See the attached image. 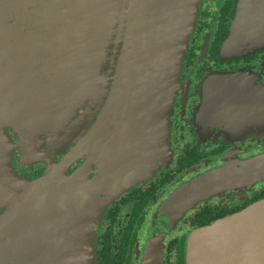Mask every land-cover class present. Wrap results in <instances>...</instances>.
Wrapping results in <instances>:
<instances>
[{"label":"water","instance_id":"1","mask_svg":"<svg viewBox=\"0 0 264 264\" xmlns=\"http://www.w3.org/2000/svg\"><path fill=\"white\" fill-rule=\"evenodd\" d=\"M202 1L0 0V264H19L21 257H31L37 240L46 244L51 238L37 236L31 216L44 222L54 216L50 220L60 225L68 214L74 216L71 222L80 214L87 234L92 230L98 205L88 186L94 183L84 182L88 167L70 178L63 171L88 145L77 132L102 103L103 116L88 134L93 142L100 131L128 118L132 126L144 127L156 146L150 154L157 152L163 163L169 159L170 113ZM231 29L242 47L246 32L248 43L263 44L264 0H240ZM119 108L122 116L116 118ZM8 127L19 134L17 145ZM62 134L65 138L57 137ZM42 135L58 148L70 140L75 144L59 165L42 155L50 165L44 177H20L13 166L15 149L38 156ZM227 173L226 167L220 175ZM210 183L206 177L190 190L203 196ZM190 198L182 195L184 207ZM70 239L71 248L91 245L88 235L85 244L79 236ZM189 248L190 264H264V199L198 230Z\"/></svg>","mask_w":264,"mask_h":264},{"label":"flooded vegetation","instance_id":"2","mask_svg":"<svg viewBox=\"0 0 264 264\" xmlns=\"http://www.w3.org/2000/svg\"><path fill=\"white\" fill-rule=\"evenodd\" d=\"M239 3L203 0L200 4L170 113L169 159L163 163L157 152L151 155L156 146L144 127L132 126L128 118L100 131L93 142L88 134L103 116L102 103L93 119L84 116L77 134L86 136L88 145L63 171L70 178L88 167L84 182L94 183L88 186L98 205L92 230L87 234L80 214L75 222L68 214L60 225L50 220L54 216H47L48 222L31 216L37 236L48 233L51 238L46 244L37 240L31 257H21L19 264H190L189 245L195 232L264 199V43H248L247 32L243 47L233 38ZM120 110L116 118L122 116ZM79 114L85 115L84 110ZM8 133L17 145L19 134L11 127ZM40 138L38 156L27 157L24 148L15 149L13 166L20 177L33 181L44 177L50 165L42 155L48 154L53 166L59 165L75 144L70 140L58 148L47 137ZM226 167L230 174L222 178L220 172ZM206 177H211L210 191L200 192L205 193L202 196L190 190ZM182 195L191 197L188 207ZM170 211L178 215L171 216ZM72 225L79 229L71 231ZM87 235L89 247L67 246L72 236L85 244ZM80 252L83 258L71 255Z\"/></svg>","mask_w":264,"mask_h":264}]
</instances>
